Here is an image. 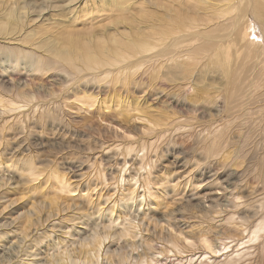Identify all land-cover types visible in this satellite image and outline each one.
Here are the masks:
<instances>
[{
  "label": "rangeland",
  "instance_id": "1",
  "mask_svg": "<svg viewBox=\"0 0 264 264\" xmlns=\"http://www.w3.org/2000/svg\"><path fill=\"white\" fill-rule=\"evenodd\" d=\"M17 2L0 0V264H264L256 3L28 0L10 27ZM124 37L145 43L99 55ZM205 44L221 62L155 67Z\"/></svg>",
  "mask_w": 264,
  "mask_h": 264
},
{
  "label": "bare ground",
  "instance_id": "2",
  "mask_svg": "<svg viewBox=\"0 0 264 264\" xmlns=\"http://www.w3.org/2000/svg\"><path fill=\"white\" fill-rule=\"evenodd\" d=\"M110 5L112 6H116V1L117 0H110ZM251 0H245V2L247 4H249ZM254 3H256V9L258 10L260 16H264V6L260 4L259 0H252ZM28 2V0H18L17 2V6L16 8H13V9H9L6 13H5V19H6V22L7 24L10 26V27H14L13 25L16 24V22L22 18V16L20 14L17 13V8H22L24 9L25 6H26V3ZM241 2V0H240ZM99 3V2H98ZM22 5V6H21ZM250 5V4H249ZM253 5V3H252ZM140 16V19L141 20H145L146 17L148 16L145 11H141V13L139 14ZM78 42V38H76L75 36H72V39L70 41H67L66 42V45L67 47H71V46H74L76 43ZM143 43H145L144 40L142 39H137V40H134L130 37H124V38H114L113 41H112V44L110 46H106V45H103L100 52H99V55H104V54H111L115 49H120V48H123V46L129 48L131 47L132 45H138V46H141ZM150 45H147L146 48L147 49H150ZM124 49V48H123ZM210 49V53L211 51L212 52V58H214L215 60L221 62V59H222V55L218 52V49L216 48H210L208 44H205V46L203 45L202 49L200 47H193L191 52L186 54V57L184 59H181V60H177L175 58H170L166 63H163V64H160V65H155V67H158V69H164L166 68L167 69V73H169L171 76V78L169 77V80H175V78H180V79H185V76L188 74V69H189V65L191 64L190 62L192 60H195L196 61V64L198 62H200V53H202V50L203 51H209ZM209 53V52H208ZM122 57H124V54H121ZM210 60V59H209ZM217 70L220 72L221 75L223 76H226L227 75V72L221 67V66H217ZM194 67H197L196 65ZM207 67V66H206ZM214 68V67H213ZM209 70V68H207ZM105 72H108L110 73L111 71L109 69H107V71ZM135 72L136 70H133L132 72H127V71H120L118 74L122 77L121 78V83L123 85V87H127V85L129 86V83H130V79H133L134 76H135ZM199 72V71H198ZM192 75H188L187 78L190 79ZM1 77V75H0ZM174 78V79H172ZM112 79L114 80H118L119 77L116 76V75H113L112 76ZM163 84V83H162ZM184 85V84H182ZM124 87V88H125ZM127 89V88H125ZM124 89V90H125ZM183 89V88H182ZM102 104V102H101ZM167 129H160L158 130L159 133H163L165 132ZM124 162V161H123ZM133 162V161H132ZM125 163V162H124ZM130 221V220H129ZM128 221V222H129ZM132 222H129V224L131 225ZM264 230V221L260 222L259 224H257L255 226V228H253V230L251 231L250 233V236L248 237V241H253L255 239H258L259 235H260V232ZM122 231V230H121ZM126 230H124L123 232H121L122 234L125 232ZM243 243V242H242ZM202 244L203 246L210 250L212 253H217V250L215 249V247H213V245L210 244V242L208 240H203L202 241ZM188 245V244H186ZM185 245V246H186ZM223 247L225 248L226 247V243L223 242L222 243ZM98 247H100L99 245H97ZM180 247V246H178ZM175 248V247H174ZM181 248V247H180ZM182 249V248H181ZM99 249H97L96 251H98ZM178 250V249H177ZM180 250V249H179ZM207 251V250H206ZM205 252V251H204ZM207 253V252H206ZM215 256V255H214ZM94 257L95 258H98V255L95 256L94 254ZM236 256H232V257H229L228 255H225L223 259L221 260H218L216 261L217 264H225V263H230L232 262L234 259H235ZM55 259V256L52 257V259L50 260H46L48 262V264ZM192 258L189 257L188 261H190ZM207 259L208 257H204L202 259H200L198 262L197 260L194 261L193 264H206L207 263ZM216 259V257L214 258V260ZM215 262V263H216ZM51 264V263H50ZM53 264V263H52Z\"/></svg>",
  "mask_w": 264,
  "mask_h": 264
}]
</instances>
